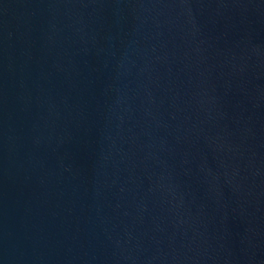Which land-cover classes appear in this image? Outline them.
I'll list each match as a JSON object with an SVG mask.
<instances>
[{
  "label": "water",
  "instance_id": "95a60500",
  "mask_svg": "<svg viewBox=\"0 0 264 264\" xmlns=\"http://www.w3.org/2000/svg\"><path fill=\"white\" fill-rule=\"evenodd\" d=\"M0 264H264V0H0Z\"/></svg>",
  "mask_w": 264,
  "mask_h": 264
}]
</instances>
